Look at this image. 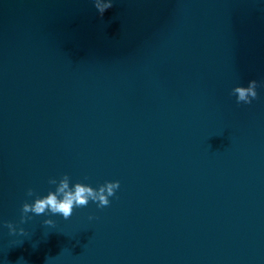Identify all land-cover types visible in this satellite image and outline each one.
<instances>
[{"label": "water", "instance_id": "1", "mask_svg": "<svg viewBox=\"0 0 264 264\" xmlns=\"http://www.w3.org/2000/svg\"><path fill=\"white\" fill-rule=\"evenodd\" d=\"M96 2L0 0V264H264V0Z\"/></svg>", "mask_w": 264, "mask_h": 264}, {"label": "clouds", "instance_id": "2", "mask_svg": "<svg viewBox=\"0 0 264 264\" xmlns=\"http://www.w3.org/2000/svg\"><path fill=\"white\" fill-rule=\"evenodd\" d=\"M94 6L98 9L100 15L103 16L112 7V3L111 0L103 5L96 2ZM257 87L256 81H251L247 87H235L232 94L237 97L238 104H251L257 98ZM48 183L54 185L55 190L49 191L44 197H40L31 188L28 189L27 197H35V199L32 203L25 202L22 205L19 224H25L32 219L29 213L35 216L59 215L64 220H68L72 216L74 209L86 207L90 201L95 203L98 208L108 207L110 205L109 198L115 196L120 188L119 181L105 182L98 189L79 182L73 185L68 175H64L59 180L50 178ZM89 219H93V217H89ZM43 224L49 227L55 226V222L51 219H45ZM3 227L8 229L9 235H26L22 227L12 222H4Z\"/></svg>", "mask_w": 264, "mask_h": 264}]
</instances>
